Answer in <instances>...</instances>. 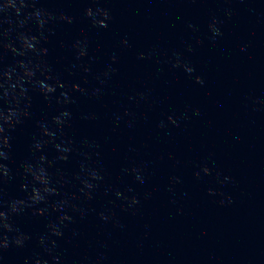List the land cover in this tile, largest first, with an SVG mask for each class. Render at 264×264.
<instances>
[{
    "label": "water",
    "instance_id": "water-1",
    "mask_svg": "<svg viewBox=\"0 0 264 264\" xmlns=\"http://www.w3.org/2000/svg\"><path fill=\"white\" fill-rule=\"evenodd\" d=\"M0 264H264V0H0Z\"/></svg>",
    "mask_w": 264,
    "mask_h": 264
},
{
    "label": "clouds",
    "instance_id": "clouds-1",
    "mask_svg": "<svg viewBox=\"0 0 264 264\" xmlns=\"http://www.w3.org/2000/svg\"><path fill=\"white\" fill-rule=\"evenodd\" d=\"M97 12H98L103 18H105V19H110V16H109L108 12L105 11L104 9H100V8H98V9H97ZM86 15H88V16H92V12H91V10H86ZM213 31H216L217 34H219L218 31H217L216 29H214ZM197 82H198V83H202V81L200 80L199 77H197ZM6 246H7V245H6Z\"/></svg>",
    "mask_w": 264,
    "mask_h": 264
}]
</instances>
